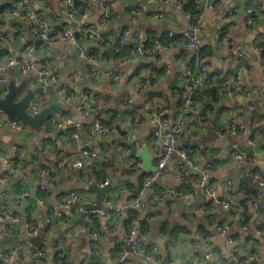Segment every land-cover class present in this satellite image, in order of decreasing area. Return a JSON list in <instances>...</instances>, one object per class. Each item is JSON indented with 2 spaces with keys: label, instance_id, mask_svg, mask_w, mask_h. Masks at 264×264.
Segmentation results:
<instances>
[{
  "label": "crops",
  "instance_id": "0c3cea01",
  "mask_svg": "<svg viewBox=\"0 0 264 264\" xmlns=\"http://www.w3.org/2000/svg\"><path fill=\"white\" fill-rule=\"evenodd\" d=\"M15 1L18 0H0V10L7 8L0 33L9 35V39L0 42V60L7 58L11 50L21 63L27 42L40 47L33 57L36 69L26 75H21L18 65L4 62L7 85L21 87L24 83L27 92L45 88V107L63 104L60 112L71 116L73 124H63L60 129L43 128L40 146L46 145L44 155L55 161L60 156L68 158L66 169L56 174L43 192L39 166L31 156V147L40 138L22 124L13 128L0 113V214L4 216L0 224V259L2 254L15 251L18 261L31 264L41 250L45 259L38 264H117L123 220L134 209L140 216L136 219L139 234L157 251L149 261L143 254L132 253L130 264H235L250 258V264H264V237L258 232L264 226V12L258 15L246 11L248 6H257L264 0H216L213 10L207 0H185L192 7L198 6L203 15L196 49L186 47L183 36L192 30L177 0H111L114 7L105 25L102 0L75 4L80 11L73 20L65 15V0H26L58 32L64 26L72 30L92 27L110 39L103 44L79 33L72 44L56 40L49 47L30 37V22L8 13ZM234 9L238 13L229 23L228 13ZM124 30L137 34L143 42L162 37L168 42L170 33L176 38L167 43L163 59L152 64L129 54L110 57L107 51ZM17 35L27 36V42L20 41ZM225 36L237 41L235 50L224 41ZM197 53L208 72L199 73L196 79L200 85L195 86L186 73L188 62ZM239 59H245L247 64H241ZM49 62L57 82L43 87L38 72ZM94 68H99L95 80L91 78ZM112 70L121 76L117 83L108 80L107 73ZM177 90L195 92L197 109L206 115L204 120H196L192 111L181 108ZM23 94L20 92L17 100ZM130 100L137 106L135 112L127 110L132 106L127 102ZM158 109L167 111L170 126L179 120L184 124L178 145L180 149L195 151L189 158L193 169L188 176L181 175L180 166L185 163L180 155H174L163 178L147 188L141 187L136 194L130 190L132 185L139 187L149 176L141 178L145 171H134L136 158L125 150L124 144L130 143L132 136H139L156 164L159 155L152 144V116ZM96 116L107 123V135L98 133ZM231 122L247 126L243 136L226 130ZM219 127L225 130L219 131ZM75 134L77 138L73 137ZM233 144L247 153L257 151V157L250 163L234 160L229 154ZM90 153L102 156V166L97 171L103 172L104 183H100L102 178H97L90 164ZM202 173L208 177L205 188L199 183ZM111 179L116 185L108 193L104 209L111 213L122 211L107 227L98 211L85 213L84 205L98 201V193L90 190L92 185L103 187ZM243 183H247L245 189ZM170 190L176 191L172 202L167 196ZM71 191L79 195L80 205L57 208L60 199ZM154 194L163 196V202L154 201ZM187 194L192 195L187 198ZM137 195H141V202L134 205ZM226 202L230 207L225 206ZM255 202H259V210L255 209ZM240 206L245 210L246 226ZM186 210L190 211L189 216L185 215ZM47 215L53 216L54 234L44 224ZM93 225L101 233L96 255L103 263L86 257ZM222 225L229 228L227 234L218 231Z\"/></svg>",
  "mask_w": 264,
  "mask_h": 264
},
{
  "label": "built area",
  "instance_id": "2783aa9c",
  "mask_svg": "<svg viewBox=\"0 0 264 264\" xmlns=\"http://www.w3.org/2000/svg\"><path fill=\"white\" fill-rule=\"evenodd\" d=\"M80 1H99V0H80ZM153 3H161V2H172V0H149ZM209 4V9L213 10L216 8L217 2L216 0H207ZM67 9L65 11V15L69 20L75 19V16L79 14L80 8L77 7L73 3V0H65ZM177 5L183 16L188 20L190 29L192 31H188L184 34L183 38L186 42V47L188 49H196L200 41L198 39V33L201 28L202 18L203 15L200 12H197L196 14L190 13L185 8V0H177ZM13 8L10 12V15L13 17H16L23 21H28L31 23V32L30 37H33L35 40L42 41V45L50 46L53 43H55L56 40H62L66 44H72L75 41V33H84L87 37L90 39H93L95 41L101 42L103 44H108L109 40L105 35L104 32L99 29H94L92 27H83V28H76L75 30H72L68 26H64V29L60 32L52 29L49 25V23L45 20L44 17H42L38 11H36L26 0H18L15 1L12 4ZM102 6L104 8V14L102 18V24L105 25L110 20L112 8L114 7V2L111 0H102ZM246 11L248 14H262L264 12V3H261L257 6H248L246 8ZM238 13L237 9H234L233 11H230L228 13V22L232 23ZM134 19V18H133ZM135 20V19H134ZM175 36L173 33H170L169 39H174ZM20 41L27 42V36L20 35ZM155 41L154 45H152L151 48L146 47L145 43L141 40V38L131 32L130 30H124L120 34L117 42L113 46L115 48L116 53H120L122 50L128 47L133 48V55L135 58H145L149 61H154L157 59H163L162 54L164 51H166L167 46L162 45L159 41L160 38ZM224 41L228 42L232 49L235 50L237 47V41L235 39H231L229 36L224 37ZM40 46H35L34 44H30L27 42V44L23 47V52H21V63L17 61V59L12 56L11 50H9V54L7 55V58H4V60H0V99H3L8 91L6 89V85L8 83V75L5 71L4 62L7 61L10 66H19V71L21 75H26L29 72L36 69L35 63L33 62V57L35 54H37V50ZM51 60V58H49ZM52 62V60H51ZM51 62L47 63L45 66L41 67L39 69V75L41 77V82L43 87L49 86L51 83L57 82V75L54 72L53 66ZM155 62V61H154ZM188 69L186 75L191 78V81H193L194 85H200V81L196 79L193 76V70L196 67H200L201 74L205 75L208 72V67L205 65H200V58L199 55L196 54L189 62H188ZM115 70H112L111 72H108V80L113 83L119 82L121 76L120 74L114 73ZM81 77V76H80ZM99 77V68H94L91 73V78L93 80L97 79ZM72 79H77L76 76H73ZM46 92L41 93L39 96H37V101H33L30 109L29 114L31 116L37 115L41 108H44L47 104V98L45 96ZM177 98L181 102V108L184 110L192 111V113L195 115V119L202 121L206 118V115L197 109V99L194 97V91H176ZM130 104L133 103L132 100L129 101ZM133 105V104H132ZM86 114V113H85ZM167 111L163 109H158L154 112L152 116V144L157 149L158 153V159L155 164L157 171L154 173L149 174V179L147 182L144 183V188L149 187L151 184L153 185L157 181L163 178L165 173L167 172V166L169 162L172 160L174 155H180L182 160L184 161V165L180 166V174L184 176H188L191 173V170L193 169L192 162L189 159L188 155H192L195 153L192 149H180L178 145V136L185 130L184 124L179 120L177 122H174L172 126H170V122L166 117ZM63 124H73V118L66 114L65 112H59L54 117L50 118L46 122V126L48 127H56L57 129H60ZM11 126L13 128H18L21 126L20 121H15L11 123ZM96 129L98 130L99 134H107L109 131L108 129L104 128L102 124L99 121H96ZM225 129L222 127H219V131H224ZM230 133L236 136H243V134L247 131V126L244 124H236V123H229L228 127L226 128ZM73 137L77 138L78 135L75 134ZM133 144L134 148L138 151L142 149L143 143L139 136H132L130 138V143ZM126 145L127 148H125L126 151H128L130 154L132 153L131 147ZM249 145L253 146L254 142L252 140H249ZM17 147H14V151H17ZM45 150L43 151V145L38 148V150L35 151V154L32 156L33 161L36 165L39 166L38 169V177L41 181L40 189L42 191L48 190L49 181L52 180V177L56 174H58L61 170L65 169L68 163V158L66 156H60L58 160H52L48 156L44 155ZM229 154L230 156L237 161L247 162L250 163L254 161V159L257 157V151L247 153L246 150L237 145L233 144L229 148ZM90 163L95 165H99L102 162V156L98 153H92V155L89 156ZM55 161V162H52ZM41 164V165H40ZM40 166L47 167L41 168ZM195 167V166H194ZM134 171H142L143 170V160L141 158H136V164L134 165ZM10 169V167H9ZM16 169V168H15ZM10 179V176L6 175V180L8 181ZM199 183L203 188L208 183V177L207 174L200 175ZM229 185H231V182H228ZM212 191L214 189H211ZM212 195V192L209 193ZM192 194H187V198L191 197ZM168 199L169 202H172L176 197V191L170 190L168 191ZM154 201L157 202H163V196H160L158 194H154L153 196ZM141 200V195L137 197L135 200L134 205H139ZM80 205V198L79 195L71 191L67 194L66 198L60 199V202L57 205V208H63V209H72L76 208ZM1 206V202H0ZM225 206L228 208L230 207V203L226 202ZM255 209H260L259 202L254 203ZM56 211V207H55ZM122 209L116 210L114 213H111L109 211H98V214H100L102 217L106 219L105 223L107 227L111 226L113 223V219L115 216L119 213H121ZM240 213L242 215V221L245 222L246 215L245 210L242 206H240ZM190 211L186 210L185 215L189 216ZM4 220L3 214H0V224ZM242 222V223H243ZM54 221L52 215H47L44 224L47 227V231L50 234H54L55 230L54 227ZM32 226V224H31ZM93 229L95 232L90 235V242H89V248L88 252L89 254L96 255L97 249L99 246V240L101 237V233L99 228L96 225H93ZM227 226H219L218 231H220L223 235L227 234L228 232ZM47 232V233H48ZM259 234L264 237V226L261 227L260 230H258ZM228 244L230 245L232 243V240L229 238L227 239ZM121 244H124V247H122V251L119 253L117 264H130V255L132 253L135 254H143L146 261H149L151 258V255L157 251L156 247H151L149 244H147L143 237L139 234V230L137 227V224L132 225L131 228L125 229L123 228V237L120 242ZM35 259H32L31 264H38L41 262V260L45 259V254L43 251L38 250L35 254ZM253 258H250L246 261H238L235 264H250L252 262ZM0 264H22L20 261L16 258L15 251H8L1 255Z\"/></svg>",
  "mask_w": 264,
  "mask_h": 264
},
{
  "label": "water",
  "instance_id": "95a60500",
  "mask_svg": "<svg viewBox=\"0 0 264 264\" xmlns=\"http://www.w3.org/2000/svg\"><path fill=\"white\" fill-rule=\"evenodd\" d=\"M80 0H73L74 4L80 3ZM77 25L73 23V27L75 28ZM79 34L75 33V37H77ZM38 43H42V41H38ZM107 54L110 55V57H115L117 55L115 48L112 47L107 51ZM146 62L152 64L154 61H149L148 59H145ZM239 62L247 64V61L245 59H239ZM6 89L8 91L7 95L0 99V113L4 114L8 121L15 122L20 121L23 126L29 127L32 131H34L40 139L37 140V143H35L31 147V156L35 153L37 148L42 144L43 137V128L46 127V122L54 117L57 113H59L62 109H64L63 104H56L48 107L41 108V111L34 116H31L29 114V109L33 101H37V96H39L41 93L46 92L45 88L39 87L33 91H26V86L23 83L21 87H16L15 84H9L6 86ZM23 91V97L20 100H17L18 94ZM136 105L133 104L129 110L130 112H135ZM115 128L122 133L123 136L127 134L126 131H123L120 129L119 125H114ZM122 131V132H121ZM129 147L132 149L131 155L135 158H141L143 160V170L147 173L151 174L157 171V168L154 164L155 157L150 152V149L147 145H143L142 149L140 151L136 150L133 146V144H128ZM127 182V181H126ZM121 183V182H119ZM124 184V183H123ZM116 185V181L114 179H111L105 186L99 187L97 185H92L90 187L91 191H95L98 193L99 198L95 205H84V212H97V211H103L104 210V203L105 199L110 193L113 188ZM125 185V184H124ZM1 188V187H0ZM180 191V188L177 189ZM181 192V191H180ZM87 259L92 262H98L103 263L104 261H101V257L94 254H87ZM163 264H168V262H164Z\"/></svg>",
  "mask_w": 264,
  "mask_h": 264
},
{
  "label": "trees",
  "instance_id": "16d2710c",
  "mask_svg": "<svg viewBox=\"0 0 264 264\" xmlns=\"http://www.w3.org/2000/svg\"><path fill=\"white\" fill-rule=\"evenodd\" d=\"M28 3H30V2H28ZM10 8V10L8 9V13L9 12H11L12 11V8H13V6H12V4H11V6L9 7ZM185 8H186V10H188L190 13H192V14H196L197 12H200V10H199V8H198V6H195V7H192L189 3H185ZM3 9V8H2ZM3 12V13H2ZM7 12V8L5 7L4 8V10H0V26H3L5 23V16H4V14ZM1 28V27H0ZM20 37V35H17V38H19ZM7 38L9 39V35L7 34V33H3V32H1L0 33V42H5L6 40H7ZM119 38V37H118ZM118 38H117V40H118ZM176 38V37H175ZM174 38V39H175ZM174 39H169L168 40V42H170V41H174ZM117 40H116V42H117ZM156 40H158V39H151V40H149L148 42H144L145 43V45H146V47H148V48H151L152 47V45H154V43H155V41ZM159 41H160V43L162 44V45H165V46H167L168 44V42H165V41H163V37L162 38H160L159 39ZM115 42V43H116ZM115 43L113 44V46L115 45ZM33 44V43H32ZM112 46V47H113ZM126 54H129V55H133V48L132 47H128V48H125L124 50H122L120 53H118L117 55H119V57H121V58H123ZM198 54V53H197ZM200 58V57H199ZM47 63H45L44 64V66L46 65ZM200 65H204L202 62H201V58H200ZM206 66V65H205ZM54 69V68H53ZM187 69H188V67H187ZM194 72H193V76L196 78V77H199L200 76V74H201V69H200V67H196L194 70H193ZM114 73H117V71L115 70L114 71ZM200 73V74H199ZM187 78L189 79V80H191V78L190 77H188L187 76ZM113 83V82H112ZM196 94H195V92H194V97L196 98ZM197 99V98H196ZM127 102H129V101H127ZM96 121H99L101 124H102V126L103 127H105V128H107L105 125H107V123L106 122H104V121H102V119H101V117H97L96 116ZM125 136H127V134L125 135ZM124 146H125V148H127V146H126V144H124ZM45 147H46V145H43V151L45 150ZM188 157L191 159V157H192V155H188ZM17 160H15V163H16V165H17ZM91 164V166H93V164L92 163H90ZM41 165V164H40ZM100 165L101 164H99V165H94L93 167H94V170H95V172H96V176H97V178H102V180L100 181V183H104L105 181H106V178L105 177H103L102 175H104L103 174V172L100 170V171H97V169L100 167ZM102 166V165H101ZM41 168H46V169H48L47 167H44V166H40ZM65 169H66V167H65ZM65 169H63V170H61L60 172H63ZM144 171V170H143ZM148 176L149 175V173H147L146 171L145 172H143V174L142 175H140V177L142 178L143 176ZM55 176V175H54ZM54 176L52 177V179H54ZM142 182V181H141ZM141 182H140V184H141ZM133 186H134V188H133ZM135 186H137V185H132V187L130 188V190H132L133 192H135L136 194H138L139 193V190H140V188L142 187V188H144V183H142L141 185H139V187H135ZM247 186V183H243L242 184V189H245V187ZM131 191V192H132ZM141 191V190H140ZM43 192H46V191H43ZM163 195V194H162ZM138 196V195H137ZM136 196V197H137ZM105 210V209H104ZM138 217H140L139 216V214H138V212L136 211V210H134V209H130V211H129V214L126 216V218H124V220H123V228H125V229H129V228H131L132 227V225H134V224H137V218ZM247 220V219H246ZM246 220H245V222H243V225L244 226H246L247 225V223H246ZM97 226V225H96ZM98 227V226H97ZM99 228V227H98ZM95 232V230L92 228V232H91V234L90 235H92L93 233ZM119 247H120V252L122 251V247H124V244H121L120 243V245H119Z\"/></svg>",
  "mask_w": 264,
  "mask_h": 264
},
{
  "label": "rangeland",
  "instance_id": "374dc122",
  "mask_svg": "<svg viewBox=\"0 0 264 264\" xmlns=\"http://www.w3.org/2000/svg\"><path fill=\"white\" fill-rule=\"evenodd\" d=\"M105 128V127H104ZM100 135H107V134H100ZM89 155H92L91 153Z\"/></svg>",
  "mask_w": 264,
  "mask_h": 264
}]
</instances>
